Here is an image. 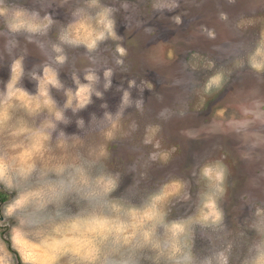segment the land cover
<instances>
[{
  "label": "rangeland",
  "instance_id": "374dc122",
  "mask_svg": "<svg viewBox=\"0 0 264 264\" xmlns=\"http://www.w3.org/2000/svg\"><path fill=\"white\" fill-rule=\"evenodd\" d=\"M5 3L38 11L45 24L50 16L52 23L36 33H12L0 17V104H10L21 87L35 91L31 78L46 66L58 70L69 88L75 89L74 78L87 83L86 73L99 77L94 90L111 83L103 99L93 95L94 102L78 114L85 120L82 129L67 112L73 123L66 131L76 134L75 147L41 152L37 166L79 151L118 175L115 195L141 200L163 186L161 219L187 222L186 247L199 256L223 251L229 264H242L258 239L254 211L264 208V69L252 67L264 63V57L254 61L258 48L264 52V0H103L115 10L116 36L93 51L59 40L77 0ZM60 55L66 57L63 64L57 62ZM126 91L133 105L142 99L140 108L127 107L112 126L89 122L90 113L99 117L105 111L103 103L115 113ZM52 95L65 103L62 93L53 89ZM3 143L8 149L0 150L3 155L32 158L30 138L14 135ZM34 148L39 151L40 145ZM216 162L227 169L218 200L223 220L207 227L200 222L208 185L202 168ZM45 203L37 205L15 173L0 181V264H69L66 241L78 233L67 225L77 218L62 220L53 231L35 210ZM55 216L63 217V211ZM160 239L154 237L151 254L145 255L143 240L125 230L89 246L87 256L92 264H161L168 254Z\"/></svg>",
  "mask_w": 264,
  "mask_h": 264
},
{
  "label": "clouds",
  "instance_id": "9594fccd",
  "mask_svg": "<svg viewBox=\"0 0 264 264\" xmlns=\"http://www.w3.org/2000/svg\"><path fill=\"white\" fill-rule=\"evenodd\" d=\"M114 12L113 7L104 4L103 0H77L71 11L72 19L61 31L59 40L72 47L83 46L89 51L95 50L109 38H115ZM0 17L5 18L6 27L12 33H36L52 23L50 16L44 17L48 22L45 24L38 11H30L22 6H6L5 0H0ZM80 30H83L82 35ZM54 49L57 53L62 52L58 45H54ZM260 57H264V52L258 48L254 61ZM65 59L63 55L57 56L60 64ZM252 67L261 71L264 63L253 62ZM98 80L99 77L93 73H86L84 81L87 83L74 78L76 87L69 88L63 83L58 70L46 66L31 78L35 91L21 87L10 104H0V150L8 151L3 143L4 138L14 135L30 138L29 147L32 150L30 160H21L14 154L5 156L0 151V181H3L6 173H15L25 190L36 198L37 205L40 201L46 202L35 210L46 218L53 231L57 230L62 220L77 218L67 225L78 233L75 240L66 241L68 247L65 252L71 256L69 264H92L87 256L88 247L96 246L97 242L107 243L125 230L129 233L134 231L143 240L145 255L151 254L154 237H160L159 246L168 254L161 264H229V257L223 251L199 256L186 247L184 237L189 225L182 218L168 220L165 216L161 219V205L166 199L163 186L141 200L115 195L120 189L118 175L109 171L100 160L79 151L54 158L55 162L48 166H37L41 152L61 149L67 153L69 148L75 147L71 137L76 134L66 131L73 123L67 112L70 110L77 116L76 127L82 129L85 120L78 114L94 102L93 95L103 99L104 91L111 87L109 81L104 85V91L94 90L91 85ZM53 89L65 96L63 105L52 95ZM142 103L140 99L133 105L130 93L126 91L115 113L103 103L101 108L105 111L99 117L90 113L89 122L94 118L101 123L107 121L110 126L115 125L127 107L140 108ZM52 141H55V148ZM34 145H40L39 151L35 150ZM226 173V167L219 162L206 164L202 168V176L208 185L202 196L200 222L207 227L218 226L223 220L218 200L225 192ZM58 210L63 211V217L55 216ZM49 216L51 220L47 219ZM252 229L258 239L249 247L242 264H264V208L255 209ZM73 244L77 246L71 247ZM113 258L119 260L120 256Z\"/></svg>",
  "mask_w": 264,
  "mask_h": 264
}]
</instances>
